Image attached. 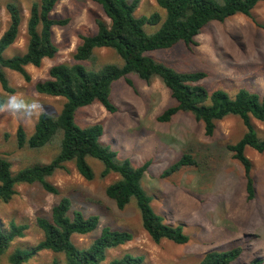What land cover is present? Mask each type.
<instances>
[{"label":"rangeland","instance_id":"1","mask_svg":"<svg viewBox=\"0 0 264 264\" xmlns=\"http://www.w3.org/2000/svg\"><path fill=\"white\" fill-rule=\"evenodd\" d=\"M35 1L39 0H0V36L9 22L7 3L15 2L22 14L19 37L5 51L7 56L25 52L29 9ZM156 11L165 15L158 0H140L135 14L150 15ZM52 16L68 19L65 25L53 28V39L59 47L56 56L44 59L39 67L27 66L31 82L7 69L10 83L16 88L14 93L6 92L0 85V156L11 162L14 173L26 165L48 163L59 151L57 144L40 150L17 145L20 124L31 135L39 114H58L66 101L65 97L38 93L35 83L48 77L52 65L73 64L82 35L94 34L99 18L109 22L102 6L94 0H59ZM160 24L144 27L152 33ZM195 39L197 44L192 48L180 42L147 54L182 72H205L200 84L210 92L223 89L234 96L239 89L247 88L264 94V1L256 5L251 16L236 14L223 22H210ZM95 57L79 63L89 69H100L107 63L123 64V59L111 49H96ZM111 99L118 107L116 112L96 102L77 109L76 124L102 122L101 141L116 150L119 159H130L134 166L150 161L143 186L152 196V207L165 222L182 225L189 241L185 244L168 239L154 241L143 227L135 199L120 209L107 196L106 188L117 174L102 177L103 163L89 157L96 174L93 180L84 178L75 164L68 162L65 169H58L49 178L60 189L59 195L46 191L39 183H21L10 201L0 199V224L6 227L12 219L28 224L25 235L17 238L0 257V264H10L8 256L15 248H30L39 242L43 232L36 224L37 217L49 218L53 205L63 195L71 198L73 209L82 210L86 216L100 217V225L94 232L73 236L76 244L87 246L104 226L134 234L131 241L111 249L109 258L131 253L142 256L145 264H199L209 250H228L240 245L242 254L232 264H249L257 257L264 259V153L246 148L253 162L251 175L255 186V196L248 200L244 167L228 148V144L243 136L246 129L242 120L229 116L218 121L211 136L205 133L204 123L189 112L181 111L170 121H159L158 116L175 104V99L159 77L147 82L135 73L113 82ZM254 122L258 135L264 138V124ZM185 153L196 164L167 173ZM55 259L66 264L62 254L49 250L40 251L27 264H53Z\"/></svg>","mask_w":264,"mask_h":264},{"label":"trees","instance_id":"2","mask_svg":"<svg viewBox=\"0 0 264 264\" xmlns=\"http://www.w3.org/2000/svg\"><path fill=\"white\" fill-rule=\"evenodd\" d=\"M99 3L109 22L99 18L94 34L82 35L81 43L73 54V64L57 63L48 71V77L35 83V90L43 95L65 97L58 114L42 112L39 114L31 135L23 125L17 128V145L40 150L48 145L57 144L59 151L50 162L30 164L12 171L11 162L0 156V199L10 201L21 183H39L53 194L59 195L60 189L49 178L58 169H65L68 162H73L77 171L87 180L96 176L88 158H96L103 163L102 177L112 173L117 178L106 188V194L113 199L118 208H125L135 199L141 213L144 229L150 237L160 242L163 239L178 244L189 241V235L182 225L165 222L152 207V196L143 186V177L150 161L134 166L130 159L121 160L117 151L104 144L102 122L87 126L77 125L75 113L78 108L100 103L110 112L118 107L111 99V86L114 81L130 73L137 74L149 82L159 77L170 90L175 104L167 107L159 116V121H170L178 112H189L197 121L203 122L205 133L213 135L217 122L229 116L239 117L244 126L243 136L228 144L234 157L243 165L246 177L247 198L255 196L254 180L251 175L252 160L246 154L251 147L264 153V138L258 135L254 120L264 124V94L241 88L231 96L223 89L210 92L200 81L205 78L203 71L182 72L164 62L155 60L147 53L156 49L171 48L182 42L192 48L197 44L196 36L213 21L223 22L227 18L244 14L252 15V10L264 0H158L165 15L156 11L150 15L136 16L135 11L140 0H94ZM59 0H39L32 3L27 20V47L25 52L7 56L5 51L19 37L22 14L15 2H8L6 10L9 22L0 36V85L3 90L14 93L6 70L10 69L31 82L32 76L28 65L41 66L46 58H53L59 51L53 39V28L65 25L68 19L52 16ZM160 24L152 33L145 30L146 24ZM107 48L115 51L123 64L107 63L100 69H89L79 63L82 60H94L95 50ZM128 83L132 82L127 79ZM2 102H0L1 106ZM196 161L185 153L173 163L167 173L184 165H193ZM37 226L43 237L30 248L17 247L9 253L10 264H27L42 250L62 254L66 264H145L142 256L125 253L123 256L109 258L111 249L131 241L134 234L127 230L104 226L99 236L87 246L75 243L74 235H89L100 225L97 214L86 216L80 209H73L72 200L63 195L53 205L51 216H38ZM26 223H17L12 219L8 226L0 224V257L5 254L17 238L25 235ZM243 248L237 245L228 250L213 249L207 251L199 264H232L242 254ZM53 264H59L58 259ZM249 264H264L261 257L254 258Z\"/></svg>","mask_w":264,"mask_h":264}]
</instances>
